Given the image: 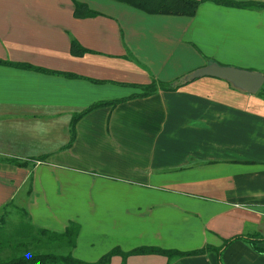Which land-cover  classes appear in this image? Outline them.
<instances>
[{"label": "crops", "instance_id": "obj_1", "mask_svg": "<svg viewBox=\"0 0 264 264\" xmlns=\"http://www.w3.org/2000/svg\"><path fill=\"white\" fill-rule=\"evenodd\" d=\"M73 1L98 15L74 17ZM260 3L264 0H229ZM71 40L86 52L73 56ZM0 60L76 75L0 66V208L32 225L79 226L71 255L95 262L114 248L181 252L243 234L264 238V101L203 77L115 107L99 101L171 83L210 64L262 73L264 9L201 3L194 16L151 15L112 0H0ZM42 158L37 161V159ZM242 240L223 264H264ZM112 257L110 264H120ZM126 264H167L157 255ZM171 264H218L217 255Z\"/></svg>", "mask_w": 264, "mask_h": 264}, {"label": "trees", "instance_id": "obj_2", "mask_svg": "<svg viewBox=\"0 0 264 264\" xmlns=\"http://www.w3.org/2000/svg\"><path fill=\"white\" fill-rule=\"evenodd\" d=\"M118 3H123L135 9L143 11L151 15H172L192 17L195 15L198 6L201 3L209 2L215 5L235 8H256L264 9V4L260 3H239L229 0H112ZM74 17L90 18L98 14L90 10L85 4L73 1ZM70 51L73 56H82L84 50L75 40H71ZM0 66H7L22 70H31L46 74H57L68 78H78L76 75L67 73H58L33 67L28 64L12 63L9 61L0 60ZM222 66V65H221ZM185 78L177 79L173 82L164 83L155 80L147 85L135 86L141 90L140 94L131 95L122 99L110 101H99L89 106L80 113L74 114L69 123V142L66 146H71L75 137L76 123L88 112L99 107H115L118 104L134 99L145 98L155 94L158 91L174 92L185 84L189 83ZM257 96L264 101V83L260 88ZM42 158L37 159V161ZM0 164H9L16 168L28 166L29 163L21 162L14 159L0 158ZM9 209H13L22 216L15 224H9ZM25 220V221H24ZM79 232V226L75 223H70L64 231H52L48 229L38 228L31 224L29 215L24 209L16 207L13 202H8L0 208V264H110L111 258L118 256L121 258L120 264H126V261L131 256L157 255L167 259V264L190 256H199L207 252H214L217 255L218 264H223L221 255L223 251L232 242L242 240L248 243L257 253H263L257 244L264 242V238L258 234H243L234 236L224 240L223 244L218 247L205 246L194 251L181 252L177 250H165L155 247H138L128 252H123L119 248H114L108 253L100 257L95 262H84L72 257L71 252L76 244V239Z\"/></svg>", "mask_w": 264, "mask_h": 264}, {"label": "water", "instance_id": "obj_3", "mask_svg": "<svg viewBox=\"0 0 264 264\" xmlns=\"http://www.w3.org/2000/svg\"><path fill=\"white\" fill-rule=\"evenodd\" d=\"M203 77L227 81L248 94H256L264 83L262 73L219 66L215 63L194 71L187 77V81H194Z\"/></svg>", "mask_w": 264, "mask_h": 264}, {"label": "rangeland", "instance_id": "obj_4", "mask_svg": "<svg viewBox=\"0 0 264 264\" xmlns=\"http://www.w3.org/2000/svg\"><path fill=\"white\" fill-rule=\"evenodd\" d=\"M8 214H9V217H8V219H9V221H10V225L11 224H15V223H17L18 221H19V219L21 218V214L20 213H17L16 211H14L13 209H9V212H8ZM23 217V216H22ZM25 221V220H24Z\"/></svg>", "mask_w": 264, "mask_h": 264}]
</instances>
